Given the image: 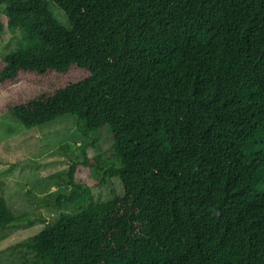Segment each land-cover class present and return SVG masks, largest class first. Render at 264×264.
<instances>
[{
  "label": "trees",
  "instance_id": "1",
  "mask_svg": "<svg viewBox=\"0 0 264 264\" xmlns=\"http://www.w3.org/2000/svg\"><path fill=\"white\" fill-rule=\"evenodd\" d=\"M2 5L0 33L22 40L0 57V86L29 83L9 88V113L29 128L72 115L83 136H113L108 156L65 170L56 199L72 211L14 246L20 264H264V0ZM74 67L88 73L33 93ZM88 167L124 194L96 200ZM26 222L0 193V234Z\"/></svg>",
  "mask_w": 264,
  "mask_h": 264
},
{
  "label": "rangeland",
  "instance_id": "2",
  "mask_svg": "<svg viewBox=\"0 0 264 264\" xmlns=\"http://www.w3.org/2000/svg\"><path fill=\"white\" fill-rule=\"evenodd\" d=\"M51 6L60 21L69 25L64 11L55 3ZM4 9L2 5L0 15ZM20 40L19 33L10 30L0 33V57L15 49ZM87 73L82 67H74L67 73L51 72L40 83L31 84L33 93L78 80ZM28 85L25 80L0 86V193L5 195L15 214H29L33 219L32 223L9 226L0 234V264H20L22 257L14 246L40 231L61 210L72 211L70 203L59 206L56 199V192L65 193L71 188L70 179L65 174L71 162L83 159L86 154L94 156L101 152L108 156L113 146L109 129L97 130L85 137L72 115L35 127L24 126L7 107L14 97L9 88ZM79 176L98 182L92 187L93 197L98 201L124 194L125 187L119 176L108 177L99 184V173L93 167L80 171Z\"/></svg>",
  "mask_w": 264,
  "mask_h": 264
}]
</instances>
